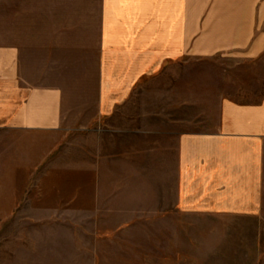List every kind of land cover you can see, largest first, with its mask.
<instances>
[{"label":"crops","instance_id":"crops-1","mask_svg":"<svg viewBox=\"0 0 264 264\" xmlns=\"http://www.w3.org/2000/svg\"><path fill=\"white\" fill-rule=\"evenodd\" d=\"M118 109L168 137L169 212L204 218L199 262L260 261L264 0H0V264L49 256L22 234L44 227L17 223L49 208L17 188L32 184L33 134L94 133Z\"/></svg>","mask_w":264,"mask_h":264},{"label":"rangeland","instance_id":"rangeland-1","mask_svg":"<svg viewBox=\"0 0 264 264\" xmlns=\"http://www.w3.org/2000/svg\"><path fill=\"white\" fill-rule=\"evenodd\" d=\"M202 65L204 59L193 60L194 67ZM196 68L194 95H200L204 71ZM136 109L133 105L134 114ZM151 124L122 120L118 109L112 119L97 123L94 133L33 134L32 184L17 188L31 190L49 208L20 215L17 223L42 225V231L22 234L42 236L51 248L47 261L26 264H204L199 262L204 233L198 230L204 218L169 212L170 142L167 136L145 134ZM258 223L264 227V214ZM258 251L260 261L252 262L251 254L245 264H264L263 241Z\"/></svg>","mask_w":264,"mask_h":264}]
</instances>
